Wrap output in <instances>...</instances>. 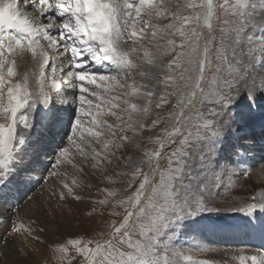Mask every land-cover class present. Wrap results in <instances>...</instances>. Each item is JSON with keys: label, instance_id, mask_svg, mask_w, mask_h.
<instances>
[{"label": "snow or ice", "instance_id": "snow-or-ice-1", "mask_svg": "<svg viewBox=\"0 0 264 264\" xmlns=\"http://www.w3.org/2000/svg\"><path fill=\"white\" fill-rule=\"evenodd\" d=\"M156 19L168 23L160 26L153 23ZM25 50L40 59L36 93L29 91L27 74L22 82L12 83L16 75L12 57ZM49 51L55 52L62 66L67 65L66 71L60 69L69 78L64 94ZM138 61L151 70H142ZM50 63L51 90L62 95L58 102L75 105V117L67 146L55 156L49 177L61 175L55 169L70 149L85 160L91 158L93 168L103 161L112 163V157L128 147L142 153L135 160L130 155L116 157L129 169L122 174L131 176L125 191L139 181L113 205L123 208V213H111L122 215L120 222L108 225L103 240H88L82 247L80 240L69 243L84 258L81 264H160L161 247L169 246L162 238L174 222L208 210L221 211L215 206L218 193L214 189L221 186L222 177L208 166L215 163L213 149L219 146L225 125L250 119L256 107L253 102L247 113L237 114L232 106L244 95L254 101L264 94V12L256 11L249 0H0V185L5 187L16 153L32 127L28 109L37 104L47 107L53 100L44 91L45 68ZM136 75L142 78L139 84ZM149 80L154 83L150 85ZM173 96L177 103L167 117L153 113V107L162 110ZM152 115L155 118L149 123ZM161 124L165 126L159 134L147 137L148 143L158 147L153 151L142 148L137 137ZM209 141L215 143L201 155ZM93 145L102 147L98 151ZM165 149L170 151L165 154ZM194 158L208 175L195 191L181 197L179 185ZM60 182L72 197L73 188ZM107 195L117 193L113 190ZM59 196L65 199L63 191ZM108 203L107 199L99 201L100 205ZM258 208H264V197L229 205L224 211L251 215ZM134 236L138 237L135 241ZM8 237L40 241L30 227L16 221H10L0 240L9 244ZM24 251V247L19 249ZM169 251L172 257L183 256ZM185 259L190 264H210L191 255ZM239 259L243 264L247 258L240 255ZM250 259L252 264H264V253ZM163 264H178V260L169 259L165 252Z\"/></svg>", "mask_w": 264, "mask_h": 264}, {"label": "rangeland", "instance_id": "rangeland-1", "mask_svg": "<svg viewBox=\"0 0 264 264\" xmlns=\"http://www.w3.org/2000/svg\"><path fill=\"white\" fill-rule=\"evenodd\" d=\"M179 2L185 3L186 0H179ZM249 2L250 5L255 7L256 11L264 12V0H249ZM27 12L29 16L33 15L32 10H27ZM153 23L163 26L168 21L156 19L153 20ZM151 31L152 29H149V32ZM259 39L260 36H257V40ZM163 42L161 41V43ZM177 42L179 43L178 38ZM42 43L45 44L46 42L42 41ZM45 48H47L46 44ZM49 57L57 66L58 71L56 76L67 77L60 71L61 67L66 71L67 65L62 66L53 51H49ZM38 58H33L27 50L14 55L12 59L15 60L14 72L16 75L12 78V83L22 82L24 75L27 74L29 91L36 93L39 90L37 77L40 59ZM138 63L143 64L142 70H151L146 63L142 61H138ZM51 66L50 63L45 68L46 80L44 91L50 93L52 96L51 89L47 90L52 78ZM4 71L6 74V68ZM118 79H121L122 83L124 82L122 78L118 77ZM135 80L137 84L142 82V78L138 75L135 76ZM128 83H132V80L129 79ZM148 83L151 85L154 81L149 80ZM67 87L66 92L69 90L68 83ZM126 90L130 91V89ZM253 102L256 107L253 109L250 119L231 121L225 125L222 136L219 139V146L213 149L216 152L215 163L208 166L222 177L219 182L221 186L218 189H214L218 193L215 206L219 207L221 211L208 210L174 222L166 230L165 237L162 238L165 244L169 246L168 248L161 247L160 264H163L165 252L169 255V259H177L178 264H190L185 259L189 255L192 256L193 260H206L210 264H238L241 263L239 259L240 255H243L247 258L244 261L245 264H252L250 257L253 256V251L264 253V249L259 247L261 245L260 239L263 236L258 232L255 235L254 230L247 225L249 215L240 211H224L229 205L239 206L246 202L259 201L261 196L264 197V183L258 180V176L264 175V148L261 145L264 141L261 139L262 135H258L260 133L259 123L261 121L264 123V94H258L254 101L249 100L246 95L240 97L232 106L231 111L237 114L247 113L248 106ZM176 103L177 97L173 96L170 99V103L162 110H156L153 107V113L159 112L160 116L167 117L168 111ZM66 106L64 104L54 106L58 112L56 116H60L64 123V127L58 131H54V129L60 125L52 126L56 116L49 117L46 114L44 120L49 118L50 122H46L45 125L42 119H40L43 116L41 112L47 107L37 104L35 107L28 109L31 112V125L34 124V126L28 130L25 143L17 151L16 159L13 161V171L6 182V184L11 183L16 187V193L13 197H17V199L7 200L6 204V201L0 198V224L2 220L4 224H7L6 229L8 230L10 228V221L23 223L26 227H30L33 234L40 237V241H34L37 243L36 246H42L44 249L43 261L38 260L36 254L33 252H30V254L23 252L18 255H9L8 253H3L1 250L0 264H81L84 258L77 253L76 248L69 241L80 240L82 241V247L83 243H86L88 240L105 239L108 225L112 221L119 223L122 219V215H111L113 211L123 213L122 207L117 205L113 208V205L130 194L138 186L139 181L137 180L132 189L125 191V182L131 176L130 174H122L129 171V169L124 167V160L116 159V157L120 156L126 158L129 155L132 156L133 160L137 159L142 153L134 146L118 151L116 157H112V163L103 161L97 168L92 167L94 161L91 158L85 160L79 153L70 149L68 156L63 158L64 162L59 167L63 166L60 169L63 170L64 175L61 179L73 188V196H68L67 190L63 188L60 182L61 180L54 181L56 183L54 186H51V178L57 179V177H49L48 173L54 170L52 165L55 161V156L63 147L67 146V137L70 135L75 117V105L67 103ZM54 107L52 106V108ZM121 107H125V105H121ZM105 108L107 109V106ZM185 114L188 115V112L186 111ZM152 118H155V115L149 117V123ZM225 119H227L226 116ZM0 122L3 121L0 120ZM109 122L113 121L110 119ZM168 123L170 124L171 121H168ZM164 126V124H161L154 129L145 130L141 133V137H137V139H141V147L146 146L149 151L155 150L158 145L148 143L147 137L159 134ZM34 135L37 137L42 136L36 139ZM127 135L131 137L132 133L128 132ZM41 143L44 145L36 148V145ZM214 143L215 141L207 142L201 155L209 147H212ZM93 146L98 151L102 147V145ZM168 151L170 149H165V154ZM31 155H34L35 161L32 160ZM250 156L254 157L255 165L252 169L246 171L247 167H241L240 165L245 163L246 159ZM29 159L31 162H29ZM17 160L21 162V164H18V167ZM68 161H71V163ZM164 163L165 161H161L162 165ZM261 168L262 170H260ZM55 171L58 170L55 169ZM206 175L208 173L203 170L199 161L194 158L189 172L179 185L181 197L189 191H195L203 182ZM73 180L76 181L75 184L72 183ZM22 184L28 186L26 188H31V190H25L22 193L21 190L26 189ZM10 185L7 186L11 187ZM39 187H42L44 191H41V196L36 202H32L29 205L27 203L28 197L34 191H39ZM4 188L6 187L0 185V195L4 191L7 192V189L4 190ZM113 190L117 195L109 197L107 195L108 191ZM61 191L65 194L64 200L60 199L59 193ZM75 196H79L81 199L76 200L74 199ZM102 199H107L109 203L107 205H100L99 201ZM22 207H25V209ZM2 208H7L8 210L4 213L2 212ZM93 209H96V211H93ZM262 209L264 208L256 210L261 211ZM256 210L253 214L257 212ZM90 212L92 214L88 215ZM5 215H8V217ZM3 216H5V219H3ZM234 222L241 223L243 232H237L239 230L234 229L226 233V229L222 227L226 225L230 226L232 223L235 224ZM245 223L246 226L244 225ZM41 228L44 229L43 232L40 231ZM6 232H3V235H6ZM100 233H104L105 235L101 236ZM137 238L134 236L133 241ZM245 240L251 247L245 244ZM201 247H207L212 250L198 251ZM62 248L66 249V251H61ZM169 248L183 253V256L172 257ZM123 249L130 251L126 245L123 246ZM246 251L249 253L248 255H244Z\"/></svg>", "mask_w": 264, "mask_h": 264}, {"label": "bare ground", "instance_id": "bare-ground-1", "mask_svg": "<svg viewBox=\"0 0 264 264\" xmlns=\"http://www.w3.org/2000/svg\"><path fill=\"white\" fill-rule=\"evenodd\" d=\"M50 2H51V0H50ZM28 13V12H27ZM46 44V43H45ZM54 56V55H53ZM39 59V58H38ZM59 74V73H58ZM56 78L57 79H59L60 80V83H61V94H64V93H66V87H67V81H68V77H63V76H60V75H57L56 76ZM50 84H51V82H49V84H48V87H47V90H50L51 89V87H50ZM64 85V86H63ZM63 87V88H62ZM68 88V87H67ZM52 91V90H51ZM53 92V91H52ZM53 95H54V97H53V99L55 100V104H53V107L54 106H56V105H62V103L61 102H58L60 99H62V95L61 96H58L57 95V93L56 92H53ZM64 104H66L67 105V103H64ZM65 105V106H66ZM69 113V112H68ZM50 122V121H49ZM261 129V128H260ZM262 130H260V133H258V135L259 134H261L262 135ZM31 136V135H30ZM29 136V137H30ZM55 140V139H54ZM37 143V142H36ZM42 145H44L43 143H41V144H39V145H36V148L38 147V146H42ZM31 154V153H30ZM32 154H34V153H32ZM37 155V154H36ZM32 157V160L33 161H35V159H34V155H31ZM30 158V159H31ZM29 159V162H31V160ZM18 164H21V162L19 161V160H17V167H18ZM262 166V165H261ZM63 167V166H62ZM61 167V168H62ZM60 167L59 168H57L56 170H58V172L59 173H61L62 175L61 176H59V177H57V179L56 178H51V180H50V183H51V186H54V184L56 183V182H54V181H57V180H62L61 178L64 176L63 175V170H60L61 169ZM264 168V167H263ZM260 170H262V168L260 169ZM34 175V174H33ZM259 177V181H261V183H264V175L263 176H258ZM49 178V177H48ZM11 184V183H10ZM10 184H6V185H10ZM11 187H9V186H6V188H4V190H6L7 189V192L6 191H4L3 192V194L2 195H0V198H3V200H5L6 201V204H7V200H14V199H17V197H13V195L16 193V187L15 186H13L12 184L10 185ZM56 186V185H55ZM38 189H40L39 191L37 190V191H34V193L33 194H31L29 197H31V199L30 200H28L27 201V203L30 205L32 202H36V200L38 199V198H40V193H41V191H44V189H42V187L40 188H38ZM9 193V194H8ZM262 197V196H261ZM14 203V202H13ZM29 205H28V207H29ZM23 209H25V207H22ZM6 210H8L7 208H2V212H6ZM5 216H7L8 217V215H5ZM5 216H3V219H5ZM235 224H231L230 226H223L222 228H225L226 230V233H228V231H231V230H234V229H237V230H239V231H237V232H240V231H242L243 232V229L241 228V223L239 224V223H236V222H234ZM6 225L7 224H4L3 222H2V220H1V224H0V236H5V235H3V232H5V231H7L8 229H6ZM247 225H248V227H250L252 230H254V233H255V235H256V232H258L259 234H261L263 237H262V239H260V244L261 245H259V247H261V249H264V210L262 211V212H260V213H252L251 215H249V217H248V222H247ZM244 228H245V226H244ZM257 233V234H258ZM260 235V236H261ZM251 237H252V235H250ZM259 238V237H258ZM244 239V238H243ZM8 240L10 241V243L9 244H5L4 243V241L3 240H0V251L2 250V252L3 253H8L9 255L10 254H15V255H18V254H20V252H19V249L21 248V247H24V249H25V251L24 252H26V253H28V254H30V252H33V253H35L36 254V257L38 258V260H40V261H43V254H44V249H43V247L42 246H36V242L34 241V240H31L30 238L28 239V240H25L23 237H12V238H10V237H8ZM257 241V240H256ZM250 245V244H249ZM255 250V249H254ZM258 252H260V251H257V252H255V251H253V253H252V255H254V254H257ZM261 253V252H260ZM249 253L246 251V252H244V255H248ZM241 262V261H240ZM247 262V261H246ZM251 263V262H250ZM238 264H242V262L241 263H238ZM243 264H245V262H243ZM249 264V263H248Z\"/></svg>", "mask_w": 264, "mask_h": 264}]
</instances>
